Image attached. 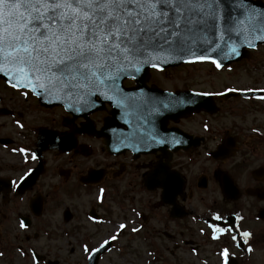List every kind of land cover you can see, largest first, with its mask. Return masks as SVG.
<instances>
[{
	"label": "flooded vegetation",
	"instance_id": "af4514ba",
	"mask_svg": "<svg viewBox=\"0 0 264 264\" xmlns=\"http://www.w3.org/2000/svg\"><path fill=\"white\" fill-rule=\"evenodd\" d=\"M167 72L169 70H151L136 79L125 80L123 87L134 89L137 95L142 92L153 96L164 103L168 101L159 95L157 89L169 93H213L207 91L203 83L186 85L183 81L181 86L170 87L162 75ZM24 102L28 104L25 109L21 106L20 110L13 106L5 108L11 122L22 125L26 154L12 162L17 166L0 167V179L5 180L0 183V212L9 206H15L13 209L17 206L29 209L30 206H40L43 210L41 217H35L24 233L28 245L25 253L36 252L46 260L45 263L58 264L55 257L59 249L52 244L53 241L68 247L73 241L87 243L90 248L98 247L99 242L108 238L101 239L100 232L119 224L112 216L121 214L125 219L132 214L136 218L135 226L141 229L136 237L148 241L157 237L153 227L159 222L161 225H176L175 232H164L168 240L175 239L170 253L179 260L175 264H190L174 255L184 245L195 249L203 246L186 239L184 226L189 222L205 225L207 221L223 227L225 225L220 221L211 219L213 214L219 213L240 231L252 232L250 244L254 250L246 252L236 232H233L237 234L236 242L228 235L214 240L210 232L203 235V241L212 243L213 250L207 256V250L197 251V262L222 264L219 253L227 247L229 264H264V177L261 175L264 160L258 146L250 144L254 138H248L249 143H246L241 128L217 122L230 109L226 107L227 101L215 99L218 107L215 114L202 109L175 117H170L165 111L156 115V130L169 140L173 137L181 140L178 145H145L131 138L124 139L132 137L133 131L113 116V104L107 101L86 116L73 115L62 107L43 108L30 94ZM187 105V102L177 103L180 107ZM40 134H43L44 151L38 153L37 159H32ZM9 140L11 146L15 145L14 139ZM224 140L236 144V153L233 157L223 155L219 159L214 153ZM252 162L257 163L256 168H252ZM33 170H41L39 177L29 181L30 184L26 183L25 191L21 193L18 189L22 182L20 178H25ZM228 184L232 192L227 194L224 189ZM100 189H104L103 193ZM7 191L9 197L4 202ZM256 191H259L257 196ZM48 206H55L56 212L60 213L57 223L54 222L53 232L45 233L48 243L44 251H38L31 244L36 245L41 238L42 231L35 227L37 221L43 225L42 217ZM137 212L140 214L136 215ZM237 216L243 219L238 220ZM109 247L113 249L115 243ZM50 255L54 259L50 260Z\"/></svg>",
	"mask_w": 264,
	"mask_h": 264
},
{
	"label": "snow or ice",
	"instance_id": "6c2138e0",
	"mask_svg": "<svg viewBox=\"0 0 264 264\" xmlns=\"http://www.w3.org/2000/svg\"><path fill=\"white\" fill-rule=\"evenodd\" d=\"M260 43H264V9L256 8L252 0H0V77L5 83L22 89L25 97L32 93L46 102H59L73 115L89 112L99 101L112 103L139 125L132 137L124 139L145 145L182 143L161 136L154 117L183 101L173 98L164 103L142 92L133 95L122 87L123 80L136 79L146 66L162 71V65L174 61L208 63L219 70L224 64L217 57H238L241 47L255 48ZM247 91L264 93V88ZM257 99L264 100V95ZM31 158L37 159L35 153ZM211 219L225 225L205 222L212 239L228 235L236 242L238 234L245 251L254 250L251 231H240L219 213ZM19 227L27 226L21 220ZM115 228L98 247L83 245L89 261L101 249L110 251L127 225L119 223ZM140 230L131 228L133 233ZM17 251L25 255L23 249ZM219 255L222 264H229L227 247ZM31 258L36 264L34 252Z\"/></svg>",
	"mask_w": 264,
	"mask_h": 264
},
{
	"label": "rangeland",
	"instance_id": "374dc122",
	"mask_svg": "<svg viewBox=\"0 0 264 264\" xmlns=\"http://www.w3.org/2000/svg\"><path fill=\"white\" fill-rule=\"evenodd\" d=\"M162 75L166 77L167 85L170 87L181 86L183 85V81H185L186 85L203 83V87L205 86L207 91L213 92L222 91L225 88L238 90L261 89L264 88V48H260L258 51L253 52L248 60L231 67L213 70V67L210 65L200 64L172 70ZM11 97H13L12 101ZM27 105L28 104L24 102L20 96H11L6 86L0 82V109L13 106L17 110H20V106L22 109H25ZM231 105V111L222 114L217 122L227 126L233 124L238 129L242 128L243 139L246 143H249L247 141L248 136L255 134L253 136L257 137L259 141L256 139L251 140L250 144L255 147L256 145L258 146L259 154L263 157L262 160H264V141H262L264 140V102L235 100L234 103H228L226 107ZM40 117L41 116H39V118ZM254 129L256 131H253ZM21 132L22 130L20 131L11 120L0 115V139L9 137L15 138L17 147L14 146L13 148L20 149L24 147V137L21 135ZM260 143H262L261 146ZM16 157L18 158V156ZM16 157L11 155V148H4L0 145V166H9ZM256 165L257 163L255 162L251 163L252 168ZM13 207L15 206L3 208L2 212H0V234L2 235V237H0V251L4 252V258L0 257V264H32L29 251H27L25 255H21L20 252L17 251L18 246H24L23 250H27L28 246L24 240V233L20 230L17 215L30 213L27 206H17L13 213ZM59 213L60 212H56L55 206L47 207L46 214L42 217L43 225L42 222L37 221L35 227L42 231L40 235L41 238L38 240V243H35L36 245L31 244L32 247L38 249V251L39 249L44 251V246L48 243L44 238L46 237L45 233L47 231L53 232L54 222L57 223ZM131 217L135 219L134 216ZM111 218L115 219L117 223H125L127 228L124 230L122 237H118V239L114 241L115 247L113 251H111L100 264H175L179 262V260L173 258L170 253L172 248L174 249L175 244L173 241L175 239L168 240L164 234L166 231L175 232L176 225H161L159 222L156 227H153V233L155 235L157 234V237L152 241H148L143 237L139 238L131 233L130 228L135 223L133 221L134 219H124L121 214L118 216L114 215ZM202 228H205V226L197 222H189L184 226L185 234L187 235H185V237H187L186 239H192L194 244L203 246V248L201 247L198 250H207V256L212 252L213 248L211 247L212 243L208 241L206 244L204 243L203 239L205 237L203 238L200 232ZM114 229L115 228L112 227L111 229L105 228V232H100L101 239L109 237L110 234L115 232ZM52 244L54 246L56 245L59 249V253L57 254L58 258L55 257L59 264H78L85 259V254L80 248L82 243L73 241L72 246L69 247L66 244L63 245V243L61 244L55 241H53ZM85 244L87 243L83 245ZM205 245L206 247L204 248ZM74 248L75 251H73ZM191 248V245L182 246L174 257L182 258L183 262H190V264L193 262H196L193 264H199V261L197 262L198 256L190 252ZM149 253H151V255H149ZM52 259L54 258L51 256L50 260Z\"/></svg>",
	"mask_w": 264,
	"mask_h": 264
},
{
	"label": "water",
	"instance_id": "95a60500",
	"mask_svg": "<svg viewBox=\"0 0 264 264\" xmlns=\"http://www.w3.org/2000/svg\"><path fill=\"white\" fill-rule=\"evenodd\" d=\"M252 4H253L256 8H258V9H264V4L261 3V2H254V1H252ZM260 44H264V43H260ZM260 44H259V45H260ZM255 48H256V47H255ZM247 49H253V48H249V47L244 46V47H241V48L239 49V51H240V56H238V57H233V58H231V59H227V60L223 59L222 57H217V59H221V61H222V63L224 64V66H226V65H230V64H232V63H234V62H239V61H241L242 59L249 57V52H248ZM213 55H215V54H213ZM182 63H184V62L174 61V62H171V63H168V64H164V65H162V67H163V68H169V67H174V66L181 65ZM146 67H147V66H146ZM0 79L5 80L3 77H0ZM40 100H41V102H42L43 104H44V103H49V102H46V98H45V99H41V98H40ZM52 103H53V104H51V105H57V103H59V102H52ZM44 105H47V104H44ZM35 209H37V208H35ZM37 210H38V209H37Z\"/></svg>",
	"mask_w": 264,
	"mask_h": 264
}]
</instances>
